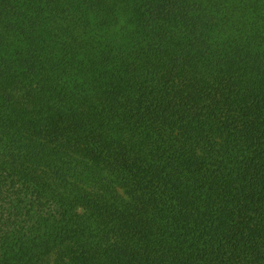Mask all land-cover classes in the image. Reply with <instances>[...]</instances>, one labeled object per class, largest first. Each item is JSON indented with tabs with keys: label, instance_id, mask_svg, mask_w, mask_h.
<instances>
[{
	"label": "trees",
	"instance_id": "obj_1",
	"mask_svg": "<svg viewBox=\"0 0 264 264\" xmlns=\"http://www.w3.org/2000/svg\"><path fill=\"white\" fill-rule=\"evenodd\" d=\"M0 264H264V0H0Z\"/></svg>",
	"mask_w": 264,
	"mask_h": 264
}]
</instances>
